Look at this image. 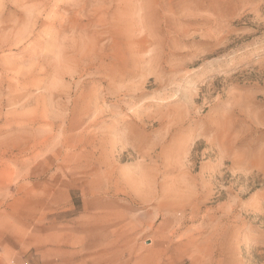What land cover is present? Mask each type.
Masks as SVG:
<instances>
[{"label":"rangeland","instance_id":"rangeland-1","mask_svg":"<svg viewBox=\"0 0 264 264\" xmlns=\"http://www.w3.org/2000/svg\"><path fill=\"white\" fill-rule=\"evenodd\" d=\"M4 211L0 264H264V0H0Z\"/></svg>","mask_w":264,"mask_h":264},{"label":"crops","instance_id":"crops-1","mask_svg":"<svg viewBox=\"0 0 264 264\" xmlns=\"http://www.w3.org/2000/svg\"><path fill=\"white\" fill-rule=\"evenodd\" d=\"M5 216H6V212L4 211L3 215L0 217V241L3 239L4 232L6 231L4 227ZM36 238L39 239V235L36 236ZM0 263H1V257H0Z\"/></svg>","mask_w":264,"mask_h":264}]
</instances>
